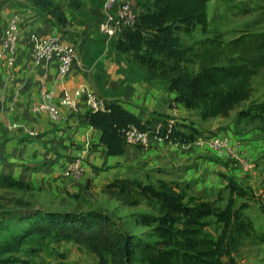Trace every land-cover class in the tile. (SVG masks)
Listing matches in <instances>:
<instances>
[{"label": "crops", "instance_id": "obj_1", "mask_svg": "<svg viewBox=\"0 0 264 264\" xmlns=\"http://www.w3.org/2000/svg\"><path fill=\"white\" fill-rule=\"evenodd\" d=\"M64 6L65 26H55L31 0H0V47L7 21L19 16V34L14 61L0 56V175L26 181L37 190L64 197L65 192H102L105 184L120 177L144 181L164 180L187 185V192L206 202L221 203L241 197L236 189L264 190V89L228 116L203 118L198 109L176 101L177 93L159 80H148L130 55L120 52L99 34L106 16L104 0H68ZM144 0H131L136 7ZM56 35L71 44L87 69L74 66L59 76L54 61H33V41ZM42 91L52 92L60 118L50 119L30 106ZM76 96L78 111L60 104L64 93ZM93 93L119 104L142 124L167 117L177 120L175 131L185 136L154 139L150 147L122 144V152L110 154L101 141L102 131L91 126L84 96ZM251 106V108H250ZM35 132V134H33ZM213 138L241 141L238 159L221 156ZM84 151V173L79 178L64 176L66 166ZM244 161H251L245 169ZM245 196H248L245 194ZM264 196V195H263ZM258 198V194L253 197ZM248 198V199H250Z\"/></svg>", "mask_w": 264, "mask_h": 264}, {"label": "trees", "instance_id": "obj_2", "mask_svg": "<svg viewBox=\"0 0 264 264\" xmlns=\"http://www.w3.org/2000/svg\"><path fill=\"white\" fill-rule=\"evenodd\" d=\"M31 1L55 26L66 25L67 16L60 2ZM209 2L144 0L136 6L139 19L136 28L115 41L116 49L130 55L148 80L163 82L177 93V102L200 110L203 118L228 116L249 100L252 80L264 69V30L244 28L225 39L217 24L208 26ZM222 2L231 4L236 0ZM68 5L80 8L78 0H68ZM196 26L200 27L201 35L188 45L176 37L178 32H192ZM184 57L193 60L196 69H190ZM252 107L264 109L261 104ZM86 117L91 126L102 131L101 141L110 154L122 152L124 143L119 133L122 127L128 124L140 129L148 127L115 102H110L109 111L88 110ZM180 136L185 139L175 131L171 138ZM152 182L120 177L102 189L107 199L127 207L146 202L149 210L141 213L140 223L150 227L151 234L138 235L125 230L103 209L45 206L36 196L41 190L26 181L0 175V264H32L19 255L32 239L70 240L94 254L98 258L96 264H212L217 259V246L201 231L207 217L220 216L217 203L190 195L187 185L164 180ZM87 187L83 194L91 198L94 193L88 192ZM78 195L65 192L70 198ZM224 214L225 221L229 212Z\"/></svg>", "mask_w": 264, "mask_h": 264}, {"label": "rangeland", "instance_id": "obj_3", "mask_svg": "<svg viewBox=\"0 0 264 264\" xmlns=\"http://www.w3.org/2000/svg\"><path fill=\"white\" fill-rule=\"evenodd\" d=\"M209 1L208 26L217 24L224 32L225 39L232 38L244 28L264 30V0H236L231 4H225L222 0ZM200 30L196 26L192 32H178L176 37L182 44L188 45L193 39L200 37ZM113 41L109 40L107 43L112 45ZM183 61L190 69H196L193 60L184 57ZM254 86L258 91L264 89V69L256 75ZM143 182L153 183L147 180ZM93 193L91 198L79 193L76 198L59 197L46 191L36 193V196L39 203L54 208L103 209L125 230L138 235L151 234V228L140 223L141 213L149 210L145 201L139 206L127 207L107 199L102 192ZM240 193L241 197L231 198L232 202L229 204L226 200L216 204L220 216H210L204 220L201 234L213 239L217 246V259L212 264H264V190L241 189ZM254 194H258V198H250ZM224 212H229L225 221ZM19 255L32 264H96L98 260L83 246L67 239L43 242L32 239L22 247Z\"/></svg>", "mask_w": 264, "mask_h": 264}, {"label": "built area", "instance_id": "obj_4", "mask_svg": "<svg viewBox=\"0 0 264 264\" xmlns=\"http://www.w3.org/2000/svg\"><path fill=\"white\" fill-rule=\"evenodd\" d=\"M104 9L106 16L99 25V34L107 41L118 39L123 33L133 31L138 22V9L133 5L131 0H104ZM19 34V16L12 15L7 21L5 37L0 47V56L7 59L8 63H12L17 50ZM33 61L49 63L54 61L57 65L59 76L65 75L74 66L82 71L87 69L82 64L75 48L61 40L56 35H48L42 38L34 39L33 43ZM64 93L60 100V104L65 106L69 111H78L76 96ZM88 110L109 111L110 102L93 93H86L84 96ZM32 112L45 113L50 119L58 120L60 113L57 104L53 101V93L42 91L36 101L30 106ZM177 120L174 117H167L154 121L146 129H140L133 124H128L119 130L120 136L124 144L134 145L141 148L150 147L154 139H171L175 132ZM35 134V132H33ZM211 146L218 153L226 158L238 159V151L241 141L230 142L228 139L213 138L210 141ZM84 152L80 151L78 155L64 169V176L70 178H79L84 173ZM251 161H244L245 169L251 167Z\"/></svg>", "mask_w": 264, "mask_h": 264}]
</instances>
